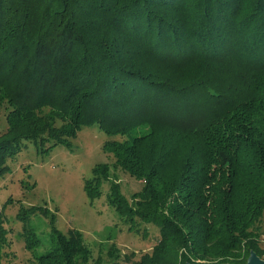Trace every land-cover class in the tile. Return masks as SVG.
<instances>
[{
    "label": "trees",
    "instance_id": "trees-1",
    "mask_svg": "<svg viewBox=\"0 0 264 264\" xmlns=\"http://www.w3.org/2000/svg\"><path fill=\"white\" fill-rule=\"evenodd\" d=\"M244 1L0 0V179L24 141L71 146L97 124L123 137L103 148L143 186L129 202L103 162L84 180L88 197L109 181L107 201L131 231L137 219L159 227L152 251L127 263L264 257V0ZM36 214L53 239L41 254L27 226ZM17 215L36 264H109L81 231L58 229L48 207L21 203ZM1 217L0 264L9 243Z\"/></svg>",
    "mask_w": 264,
    "mask_h": 264
},
{
    "label": "rangeland",
    "instance_id": "rangeland-1",
    "mask_svg": "<svg viewBox=\"0 0 264 264\" xmlns=\"http://www.w3.org/2000/svg\"><path fill=\"white\" fill-rule=\"evenodd\" d=\"M244 2L245 6L247 0ZM221 59L224 58H218ZM215 61L213 64L217 66ZM205 102L206 107L211 103L210 100ZM6 106L0 107V136L8 127ZM109 139L122 140L123 137L109 138L99 125L93 124L83 126L71 140V146L59 143L51 147V143L42 146L32 141L23 142L21 151L8 160L10 171L0 179V213L9 240L1 264H36L22 236L24 225L17 215L21 203L26 207H48L56 214L58 229L62 232L71 228L81 231L93 257L101 256L106 263H112L119 256L124 264H132L127 263L125 258L134 254L131 257L133 262L152 251L159 239V227L137 219V227L131 231L129 224L117 215L107 201L109 181L102 182V194L95 199H90L84 189V180L93 177V167L106 162L110 164V179L119 183L121 193L129 202H132L134 193L142 190V180L120 167L112 166L115 161L113 153L103 148ZM258 225V241L264 250V214ZM27 226L32 227L41 240L40 246L35 249L37 254L53 247L48 217L33 215ZM111 249L114 250L113 256L109 255ZM213 261L204 263L211 264Z\"/></svg>",
    "mask_w": 264,
    "mask_h": 264
},
{
    "label": "water",
    "instance_id": "water-1",
    "mask_svg": "<svg viewBox=\"0 0 264 264\" xmlns=\"http://www.w3.org/2000/svg\"><path fill=\"white\" fill-rule=\"evenodd\" d=\"M186 264H192L191 262H187ZM220 264H234L230 262H223ZM244 264H264V258L260 257L256 251L251 250L250 254Z\"/></svg>",
    "mask_w": 264,
    "mask_h": 264
}]
</instances>
